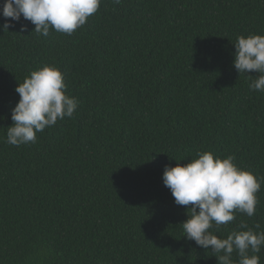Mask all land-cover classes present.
<instances>
[{"label":"trees","instance_id":"obj_1","mask_svg":"<svg viewBox=\"0 0 264 264\" xmlns=\"http://www.w3.org/2000/svg\"><path fill=\"white\" fill-rule=\"evenodd\" d=\"M12 23L0 27V264H218L184 237L190 205L163 171L210 151L264 179V92L233 64L238 36H264V0H101L71 35ZM45 64L78 107L9 145L15 89ZM256 196L253 216L213 234L264 232V183ZM256 255L264 264V246Z\"/></svg>","mask_w":264,"mask_h":264},{"label":"clouds","instance_id":"obj_2","mask_svg":"<svg viewBox=\"0 0 264 264\" xmlns=\"http://www.w3.org/2000/svg\"><path fill=\"white\" fill-rule=\"evenodd\" d=\"M119 4L121 0H114ZM101 0H3L0 15L5 19L2 29L13 27L21 17L35 25L37 34L48 36L50 29L71 35L85 25L95 14ZM8 18H11L9 20ZM21 25V30H26ZM233 64L241 74L255 71L256 77L247 75L250 90L264 92V36L241 35L234 43ZM67 85L55 65L45 64L18 84L15 91L19 101L12 109V126L7 128L6 142L20 146L36 141V134L58 120L71 118L78 100L66 95ZM234 156L221 158L210 151H198L195 158L181 165H165L163 184L168 187L177 205L189 206L188 219L181 225L184 237L213 252L218 264H259V253L264 246V232H255L246 224L234 230L227 238H218L210 230L213 225H226L235 219V212L255 214L259 192L264 179L234 164ZM257 228L259 225L256 226ZM237 253L238 262L232 260Z\"/></svg>","mask_w":264,"mask_h":264}]
</instances>
